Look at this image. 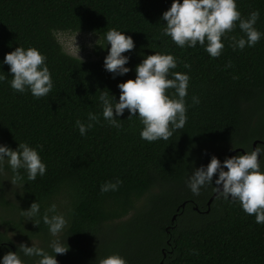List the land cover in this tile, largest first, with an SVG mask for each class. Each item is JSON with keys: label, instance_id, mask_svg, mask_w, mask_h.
<instances>
[{"label": "trees", "instance_id": "trees-1", "mask_svg": "<svg viewBox=\"0 0 264 264\" xmlns=\"http://www.w3.org/2000/svg\"><path fill=\"white\" fill-rule=\"evenodd\" d=\"M170 3L0 0V61L18 44L34 46L45 55L54 82L48 95L39 98L29 91L17 92L8 83L9 66L0 64L5 76L0 81V139L13 148L18 141L42 146L38 151L46 164L43 176L19 186L17 204L1 193L9 214L17 213L4 222L26 240L51 237L42 220L34 224L20 212L35 199L41 210L55 202L68 220L59 238L66 236L69 249L56 254L62 264H75L83 256L93 260L105 256L91 245L96 236L148 193L145 210L116 225L124 233L129 231V244H135L122 255L128 264H264V224L256 223L238 202L219 194L207 211L214 185L194 195L185 183L193 168L206 164L212 154L223 160L232 145L250 149L255 140L264 144V36L253 46L236 50L225 39L217 57H210L200 44L181 48L161 33V13ZM237 7L244 16L259 9L255 26L264 32V0H237ZM108 28L123 30L134 40V48L126 53L130 70L123 75L113 76L104 69L107 46L98 45L104 52L100 57L81 59L66 51L57 38L58 31H89L103 44ZM229 35L243 33L236 27ZM154 50L171 52L177 57L172 71L189 74L184 127L167 140L149 142L139 136V119L128 118L125 109L117 117L122 127L109 126L99 116L81 136L74 121L86 122L89 112L101 113V90L118 99L117 82L134 78L135 65ZM185 61L190 65L187 69ZM193 95L199 97L198 104L191 102ZM211 147H217V152H208ZM260 163L264 168V159ZM3 170L11 177L6 163ZM117 177L122 181L117 190L99 191L103 181ZM0 240V255L16 250L2 231ZM47 245L43 248L50 252ZM22 258L32 264L31 258Z\"/></svg>", "mask_w": 264, "mask_h": 264}, {"label": "clouds", "instance_id": "clouds-1", "mask_svg": "<svg viewBox=\"0 0 264 264\" xmlns=\"http://www.w3.org/2000/svg\"><path fill=\"white\" fill-rule=\"evenodd\" d=\"M259 16V9H252L246 16L242 15L237 0H171L167 9L161 13L160 18L164 21L161 33L169 36L181 48L200 44L210 57H217L224 48L225 39L236 50L246 45L251 47L264 36V32L255 26ZM236 27L243 35H229ZM103 41V44L96 43L102 48L107 46L103 57L104 69L113 76L129 72V55L126 53L134 48L132 36L123 30L108 28ZM45 61V55L38 48L18 44L4 54L0 64L9 66L8 73L12 78L8 83L13 90L29 91L32 96L39 98L48 95L54 83ZM176 67L177 57L171 52L154 50L143 55L134 67V78L117 82L118 99L109 90H101L98 96L101 113L89 112L86 122L78 118L74 126L83 136L102 116L109 126L120 128L122 124L117 117L127 109V117L136 116L142 125L139 131L141 139L149 142L167 140L174 131L182 129L188 119L185 96L190 77L188 72L172 71ZM183 67L187 69L190 65L185 61ZM4 79L5 76L0 73V81ZM191 102L198 104L199 97L193 95ZM237 146L232 145L233 148ZM239 146L243 147V152L226 156L223 160L212 154L206 164L193 168L185 183L194 195L202 187L214 185L220 197L238 202L245 213L254 215L256 223L264 224V168L260 163L264 159V144L256 143L250 149ZM39 147L42 146H33L25 141H18L15 148L0 143V171L6 163L12 173L8 179L11 184L22 187L25 181H32L38 175L45 174L46 164L39 154ZM121 183L119 177L105 180L100 184L99 191H115ZM20 214L31 219L34 224L39 225L42 220L47 225V231L52 237L48 241L51 251L40 247L33 240L31 244L20 242L15 251L9 249L0 255V264H27L22 257H36L32 264H59L56 254H63L69 249L66 236L61 240L58 235L68 223L65 214L57 211L55 202L41 210L37 199L27 208H21ZM34 217L38 218L33 220ZM192 252L196 250L192 249ZM97 264L128 262L118 252H112L101 257Z\"/></svg>", "mask_w": 264, "mask_h": 264}, {"label": "rangeland", "instance_id": "rangeland-1", "mask_svg": "<svg viewBox=\"0 0 264 264\" xmlns=\"http://www.w3.org/2000/svg\"><path fill=\"white\" fill-rule=\"evenodd\" d=\"M57 38L66 51L83 59H96L104 53L103 50L98 47L99 44H97L101 43L100 37L89 31H58ZM0 143L4 142L0 139ZM217 150V147H211L208 152L215 153ZM10 178L11 177L5 170L0 171V195L2 193L6 200L17 204L19 202L17 193H20L21 189L18 184H11L10 180H8ZM148 196L149 193L142 199L138 200L134 209H132L126 216L107 222V226L103 232L98 234L96 239L93 241L94 243L91 244L95 246L94 249L104 252L105 255L112 252H118L120 255H123L127 250L131 252L134 249L135 244H129L131 242L128 238L129 231L124 233V231L120 228H116V225L121 221L130 219L135 213L144 211L145 208H142L146 207ZM16 217V212L9 214V211L1 203L0 198V231L5 233L14 244L17 245L20 242L31 244V240H33L40 247H43L44 244L47 245L48 241L52 239V237L45 238L38 236L26 240L22 234H20L17 230L10 229L7 223L4 222V220ZM62 233L63 232H60L58 235H61ZM88 246H85V249H88ZM83 257L84 258H82V260H76L75 264H97L98 260L101 258L97 257L98 259L93 260L87 256ZM29 258H31V262L36 259V257H25L26 260Z\"/></svg>", "mask_w": 264, "mask_h": 264}, {"label": "water", "instance_id": "water-1", "mask_svg": "<svg viewBox=\"0 0 264 264\" xmlns=\"http://www.w3.org/2000/svg\"><path fill=\"white\" fill-rule=\"evenodd\" d=\"M258 141H259V140H255V141L253 142V147H255V145H256V143H257ZM236 151H241V152H243L244 149H243V147H237V148H234V149H233V150H232L227 156L234 155V153H235ZM216 195H218V193H217L216 191H214L213 194L211 195V197L209 198V200H208V202H207V203H208V209H207V211H208L209 208H210V203H211V201L213 200V198H214ZM181 205L184 207L185 202H183ZM196 208H197V207H196ZM178 209H179V208H178ZM176 216H177L176 213L173 214V216H172V221L175 220ZM58 262H59V264H62L60 260H58ZM161 263H162V261H161Z\"/></svg>", "mask_w": 264, "mask_h": 264}, {"label": "flooded vegetation", "instance_id": "flooded-vegetation-1", "mask_svg": "<svg viewBox=\"0 0 264 264\" xmlns=\"http://www.w3.org/2000/svg\"><path fill=\"white\" fill-rule=\"evenodd\" d=\"M175 221V220H174Z\"/></svg>", "mask_w": 264, "mask_h": 264}]
</instances>
